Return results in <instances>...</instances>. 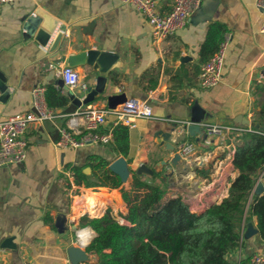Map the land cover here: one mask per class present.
Masks as SVG:
<instances>
[{"label": "crops", "instance_id": "obj_1", "mask_svg": "<svg viewBox=\"0 0 264 264\" xmlns=\"http://www.w3.org/2000/svg\"><path fill=\"white\" fill-rule=\"evenodd\" d=\"M173 2L157 0L159 11L167 13ZM37 7L67 25L57 58H51L47 51L57 30L46 47L33 38H24V18ZM213 23L225 26L229 41L221 79L215 86L206 88L200 85L198 74L204 60L201 50ZM263 23L264 9L257 5V0H202L184 27L156 39L147 18L122 0L5 2L0 13V70L7 77L11 93L6 101L0 100V121L32 109V89L37 85H54L68 95L69 89L59 84L60 68L66 64L67 55L89 48L113 51L118 55L106 72V92L101 99L120 92L128 97H141L151 106L153 117L139 118L137 124L130 127L128 156L117 153L111 144L89 143L74 147L57 143L60 127L66 124L71 113L85 105H77L72 112L58 107L54 109L55 118L43 123L32 122L25 133L28 140L25 160L0 166V264L71 262L70 246L86 249L97 234L84 219L86 212L94 216L89 209L81 208L82 195L101 188L108 193L115 191L119 195L113 199L101 191L108 196L102 200L103 208L105 211L111 208L114 216L126 212L120 187L82 185L81 190L71 191L68 174L74 181L72 166L84 164L91 153L102 155L113 168L125 173L124 182L136 179L132 168L136 169L140 163L155 170H162L166 165L162 177L167 181V188L162 201L181 195L197 205L202 196L193 191H200L198 187L206 188L205 191L215 187L211 180L220 175L213 159L221 158L231 143L236 146V137L242 130L252 129L261 107L264 98ZM182 56L188 58L182 61ZM75 68L83 81L95 85L98 72L91 66ZM153 84L156 85L153 87ZM70 102L73 103L71 98ZM195 105H199L200 122L225 124L236 129L225 133V141L213 136L211 144L205 141L203 132L196 135L182 132L187 129L177 120L193 119ZM115 119L114 113L107 114L106 125H114ZM168 132L166 143L164 137ZM182 139L194 141L201 152L211 154L199 160L174 159V150L167 147H176ZM84 172L91 173V168L85 167ZM237 174L235 168L228 176L234 179ZM223 177L224 173L221 179ZM252 193H264V169ZM60 212L67 214L64 230L57 227ZM87 228L90 236L83 239L82 230ZM263 245L258 218L249 215L244 221L241 245L230 256L239 261L259 252ZM97 260L96 253H86L85 264Z\"/></svg>", "mask_w": 264, "mask_h": 264}, {"label": "trees", "instance_id": "obj_2", "mask_svg": "<svg viewBox=\"0 0 264 264\" xmlns=\"http://www.w3.org/2000/svg\"><path fill=\"white\" fill-rule=\"evenodd\" d=\"M226 33L223 24L211 25L201 50L203 62L219 48ZM46 99L53 109L64 107L72 112L77 108L54 85L46 87ZM113 134V149L128 156L130 127L118 123ZM236 140L233 163L238 174L231 181L229 193L201 212L192 211L181 195L162 201L167 188L162 177L166 165L162 170L153 168L152 174L132 168L136 179L126 182L97 153L89 154L84 164L72 166L75 183L120 187L127 206L121 213L124 222L114 217L111 208L100 216L84 217L97 233L86 250L96 253L98 260L87 264H251L252 255L237 261L230 253L241 245L244 221L249 215L257 216L259 234L264 238V193H252L264 169V98L252 129L242 130ZM85 167H90L91 173L84 172ZM100 191L108 193L105 188ZM108 194L112 199L119 195L115 191ZM77 205L78 197L74 200L75 211Z\"/></svg>", "mask_w": 264, "mask_h": 264}, {"label": "built area", "instance_id": "obj_3", "mask_svg": "<svg viewBox=\"0 0 264 264\" xmlns=\"http://www.w3.org/2000/svg\"><path fill=\"white\" fill-rule=\"evenodd\" d=\"M12 0H0L1 7L5 2ZM126 4L132 5L136 11L144 15L153 27V33L156 39L164 38L177 29L184 27L191 12L200 5L202 0H174L171 9L167 13L159 11L157 0H122ZM257 5L264 9V0H257ZM264 32V23L261 27ZM229 41V33L227 32L224 40L221 42L219 48L214 54L202 62L198 74L199 82L202 87H213L221 79L222 68L225 59L227 44ZM61 78L66 89H72L78 92L82 99L86 96L92 85L81 79L80 72L72 66L65 64L60 68ZM32 109L28 111L18 112L7 116L0 121V166L18 164L25 160L28 151V140L25 137L27 128L32 122L43 123L47 119H52L57 116L56 111L51 108L46 99V87L44 85H37L32 89ZM114 113L116 119L114 125L122 123L129 127L135 126L139 118L153 117V110L148 102L138 96H130L117 105L111 106L108 99L102 100L101 96L88 102L85 106L71 113L66 124L60 127V139L58 144L60 146H80L89 143H103L111 144L114 141L113 127L106 125L107 114ZM178 123L187 129L191 123L189 119L177 120ZM203 133L205 134V141L213 143L212 137L218 136L224 141L226 140L225 133L227 131L235 130L236 127L218 123H204ZM188 132V130H182ZM236 146L230 144L229 149L221 158H214L213 165L219 168L220 175L216 179L211 180L215 183V187L207 189L204 188L193 191L199 193L202 198L194 205L184 199L190 206L192 211H202L212 202L222 200L229 193L232 178H229V173L235 170L233 163ZM179 154L180 157L188 159L199 160L201 157L210 155L211 152L203 153L199 146L194 141L182 139L179 141L174 149V154ZM224 173V177L221 179ZM69 187L71 191L81 190V184L73 181V178L68 174ZM208 188V187H207ZM105 209L93 216H100L105 213ZM89 213V212H88ZM91 214V213H90ZM92 215V214H91ZM120 222H124V218L114 216ZM82 240V239H80ZM84 248V247H82ZM68 264H74L69 262ZM76 264H85V261H80ZM251 264H264V245L259 252L251 256Z\"/></svg>", "mask_w": 264, "mask_h": 264}, {"label": "water", "instance_id": "obj_4", "mask_svg": "<svg viewBox=\"0 0 264 264\" xmlns=\"http://www.w3.org/2000/svg\"><path fill=\"white\" fill-rule=\"evenodd\" d=\"M67 28L65 23H60L59 19L52 15L51 13L45 11L41 7H37L31 14L27 15L23 21L24 38H33L41 46L46 47L56 31V35L49 43L47 51L50 53L51 58H57L60 56L61 49L60 45L64 38V32ZM117 53L113 51L101 50L98 48H89L77 53H72L67 55L66 64L72 67L86 66L89 65L92 69L98 72L96 83L87 92L84 98H80L74 92V90H68V96L72 99V102L78 106L87 104L88 102L96 99L106 92V85L108 81V76L106 72L110 69L115 59L117 58ZM187 56H182L181 60L187 59ZM60 85H64L63 79L59 80ZM11 93L10 85L7 83L6 75L0 70V100L6 101ZM125 92L115 93L108 95L107 99L111 106L120 104L127 99ZM193 119L191 123L187 126L188 133L198 134L203 132V126L201 125V113L199 112V105L193 107ZM170 133L168 132L164 137V142H168ZM167 149L174 150L175 146L167 147ZM179 154H175V158H179ZM112 170L119 173L123 182L126 179L125 173L117 168H113L109 165ZM89 168V167H88ZM138 173H153V168L146 163H140L136 167ZM259 183L257 184V186ZM257 189V188H256ZM261 188L258 189L260 191ZM67 214L60 212L57 216V227L59 230H64L66 226L64 225V220ZM88 251L82 247L72 245L69 248V253L71 257V263H78L80 261L86 260V253Z\"/></svg>", "mask_w": 264, "mask_h": 264}, {"label": "bare ground", "instance_id": "obj_5", "mask_svg": "<svg viewBox=\"0 0 264 264\" xmlns=\"http://www.w3.org/2000/svg\"><path fill=\"white\" fill-rule=\"evenodd\" d=\"M104 197H108L106 194L102 193L101 191H92L87 195H82V204H81V208L86 211L87 209L90 210L92 215H96V214H100L102 212L103 208V204H102V200ZM100 206V207H99ZM83 231V239H88V237L90 236V229H84Z\"/></svg>", "mask_w": 264, "mask_h": 264}, {"label": "rangeland", "instance_id": "obj_6", "mask_svg": "<svg viewBox=\"0 0 264 264\" xmlns=\"http://www.w3.org/2000/svg\"><path fill=\"white\" fill-rule=\"evenodd\" d=\"M108 194V193H107ZM86 216H90L89 214H88V212H86Z\"/></svg>", "mask_w": 264, "mask_h": 264}]
</instances>
